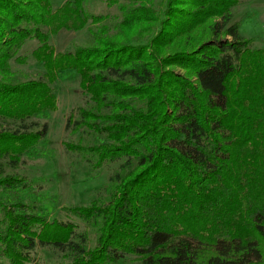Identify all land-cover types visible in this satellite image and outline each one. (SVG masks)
I'll return each instance as SVG.
<instances>
[{"label": "trees", "instance_id": "1", "mask_svg": "<svg viewBox=\"0 0 264 264\" xmlns=\"http://www.w3.org/2000/svg\"><path fill=\"white\" fill-rule=\"evenodd\" d=\"M238 1L130 0L109 31L83 0H0V264H49L39 246L62 253L56 264L264 261V48L230 22ZM89 21L87 43L49 41ZM28 38L43 72L16 80ZM65 68L83 94L65 128L99 136L65 145L96 168L118 160L106 201L63 205L83 228L49 218L9 170L45 136L34 116L56 108Z\"/></svg>", "mask_w": 264, "mask_h": 264}, {"label": "rangeland", "instance_id": "2", "mask_svg": "<svg viewBox=\"0 0 264 264\" xmlns=\"http://www.w3.org/2000/svg\"><path fill=\"white\" fill-rule=\"evenodd\" d=\"M64 1L51 0L53 7ZM129 1L83 0V7L89 12L106 14L105 21L110 25V31L116 28L118 21L123 17V6L129 5ZM154 5L159 9L161 0H154ZM230 22L238 24L242 36L250 39L251 47L264 48V0H239L231 8ZM92 24L93 22L89 21L79 30L61 28L56 33H50L49 41L56 50L73 49L90 40L88 26ZM37 44L36 38L26 39L19 49L24 60L11 61L16 80L36 77L43 72L41 62L31 53ZM78 82L79 75L74 69L65 68L58 71L53 83L57 96L56 108L34 116L40 121H47V132L33 150L24 154V161L9 170L11 173L25 176L28 187L21 191L23 197L34 201L36 207L49 218L69 219L83 228L84 222L62 209L63 205L89 204L94 198L106 201L110 196L109 175L118 167V160L96 168L87 152L74 151L65 145L68 141L79 140L81 143H92L99 138L96 134H88L80 129L65 128L69 111L81 105L83 100ZM37 256L39 260L49 264H56L63 258L62 253L51 246H39ZM259 264H264V261Z\"/></svg>", "mask_w": 264, "mask_h": 264}]
</instances>
